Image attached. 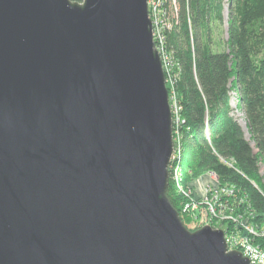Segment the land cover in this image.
<instances>
[{"label":"water","instance_id":"1","mask_svg":"<svg viewBox=\"0 0 264 264\" xmlns=\"http://www.w3.org/2000/svg\"><path fill=\"white\" fill-rule=\"evenodd\" d=\"M148 0H0V264H252L166 189Z\"/></svg>","mask_w":264,"mask_h":264},{"label":"trees","instance_id":"2","mask_svg":"<svg viewBox=\"0 0 264 264\" xmlns=\"http://www.w3.org/2000/svg\"><path fill=\"white\" fill-rule=\"evenodd\" d=\"M225 3L163 4V47L171 77L167 88L183 121L178 128L180 152L173 163L179 168L178 182L172 178L171 165L166 194L179 212L189 202L183 191L214 172L217 188L228 190L221 194L219 208L224 215H234L224 221L223 229L253 228L264 249V0H227L228 39L216 41L213 28L224 24ZM234 90L251 139L232 105ZM180 218L186 227L191 224L190 215Z\"/></svg>","mask_w":264,"mask_h":264},{"label":"built area","instance_id":"3","mask_svg":"<svg viewBox=\"0 0 264 264\" xmlns=\"http://www.w3.org/2000/svg\"><path fill=\"white\" fill-rule=\"evenodd\" d=\"M165 1L166 0H148L147 5H148V16L152 22V34H153L154 47L157 50V52L161 58L164 73L166 72L168 74V77H169L170 76V74H169V66H170L169 56L167 55V53L165 52L164 47H163V41H164L163 40V30L166 26V21L164 20L165 19V10H164V6H163ZM169 80L171 83V77H169ZM169 99L171 102L169 104H170V109H171V114H172V131L174 129L173 132L176 134L175 136H173V154L171 156V161H170L169 167L171 168V165H172V167H173V170L171 172L172 178L176 182H178L179 168L177 165H174L173 163H174V160L176 159V157L179 155V152H180L178 128L183 121L180 117V107L177 105L174 95L173 94L169 95ZM208 175L210 176V178L212 180H214L215 182H218V180H219L218 176L214 172H210ZM227 191H228L227 189H218L217 187H214V186H212V187L210 186L208 191H207L208 197L212 196V200L209 203L208 202L207 203L210 205V211H211L212 215H215V217H217V216L222 217V216H220L222 214V212L220 211L221 213H219V215L218 214L216 215L215 209L217 207L219 208V206H220L219 199H220L221 194L226 193ZM183 192L186 195V197L189 198V202H187L184 205L183 211L184 212L185 211L197 212L199 209L198 208L199 202L192 198L191 190L189 189V192L188 191H183ZM200 204H203V203H200ZM223 217H224V219L228 218V216H223ZM222 230L225 232L226 242L230 241V239H232V237H234V235H232L233 233L230 235L229 234L227 235L226 230L225 229H222ZM247 233L254 234L255 232H254V229L252 230V228L248 227ZM231 235H232V237H231ZM248 237H249L248 235H247V237H243V236L241 237L240 236L239 240H240L241 245L239 246V244L236 242H235L236 243L235 245L241 247L242 245L244 246L245 243L249 244V242H248L249 238ZM227 246H228V250H230L228 242H227ZM242 254L244 256H246L252 264H264V250L262 248L250 246V247H247V250L244 253L242 252Z\"/></svg>","mask_w":264,"mask_h":264},{"label":"rangeland","instance_id":"4","mask_svg":"<svg viewBox=\"0 0 264 264\" xmlns=\"http://www.w3.org/2000/svg\"><path fill=\"white\" fill-rule=\"evenodd\" d=\"M226 3H225V8H224V24L221 26H216L213 28V34H214V39L217 41V40H227L228 39V29H227V21H228V4H227V0H225ZM170 71V70H169ZM166 86H170V80H169V77H168V74L166 75ZM168 79V80H167ZM231 102H232V105L233 107L235 108V112H236V115L238 116L242 126L244 127L245 131H246V135L249 139H251V136H250V133L248 131V128H247V123H246V119H245V115H244V112L242 111L241 109V105H240V101H239V96H238V93L234 90L231 92ZM169 103L170 102V99H169ZM174 131V129H173ZM176 134L173 132V136H175ZM261 166H263L262 163H260ZM170 176V175H169ZM170 178V177H169ZM175 181V180H174ZM216 185H218L214 180H212L210 178L209 175H204L202 177H200L192 186L193 188H191V195H192V198L196 201H198L197 203L199 204V209L197 212H187V211H183V208L184 206L180 207V211L178 212L179 214V217H184V216H187V215H190L192 220H191V224L187 226V228L191 231H195L205 225H209L211 226L213 229H223L225 223L224 221H227V219H232L234 217L233 214H229V215H224V213H222L220 216L222 217H215V215H212L211 211H210V205L208 204L211 200H212V196L211 197H208V194H207V191L209 189V187L211 186H214V187H217ZM185 191H188L189 192V189H185ZM210 200H209V199ZM208 202V203H207ZM200 203H203V204H200ZM206 203V204H205ZM185 205V204H184ZM201 209H204L202 210L203 214L199 217V218H196L195 216L201 211ZM216 211V215L219 213H221L220 211H222L220 208H216L215 209ZM223 212V211H222ZM225 212V211H224ZM223 216H228V218H225ZM194 217V218H193ZM181 219V218H180ZM194 219V220H193ZM214 222H217L216 225H214L213 223ZM233 224H235V222L237 221H232ZM234 229L231 231L229 230L227 232L226 230V234L230 235H234V237H232V239H230V241H227L228 242V245H229V249L230 250H237V251H240V252H245L247 250V247H258V248H261L259 243L256 241V239L258 238L259 236V233L257 231L254 230V234H252V237L249 236L248 238V243H245L244 246L242 245L241 247H239L241 244H240V240H239V237L243 236V237H247V227H246V231H242L241 232V228L238 229L235 225H234ZM235 230V231H234ZM253 230V228H252ZM251 235V233L249 234ZM239 244V246H236L235 244L236 243ZM264 250V249H263Z\"/></svg>","mask_w":264,"mask_h":264}]
</instances>
